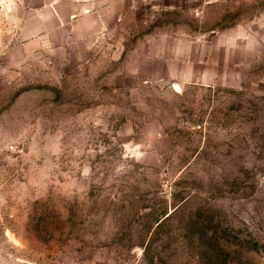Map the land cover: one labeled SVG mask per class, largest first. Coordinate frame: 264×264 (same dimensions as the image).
<instances>
[{"label": "rangeland", "instance_id": "obj_1", "mask_svg": "<svg viewBox=\"0 0 264 264\" xmlns=\"http://www.w3.org/2000/svg\"><path fill=\"white\" fill-rule=\"evenodd\" d=\"M106 7L0 27V264H264V0Z\"/></svg>", "mask_w": 264, "mask_h": 264}, {"label": "crops", "instance_id": "obj_2", "mask_svg": "<svg viewBox=\"0 0 264 264\" xmlns=\"http://www.w3.org/2000/svg\"><path fill=\"white\" fill-rule=\"evenodd\" d=\"M0 0V27L10 20V28L21 35H40L45 39L71 22L93 18L109 0ZM113 3V0H111ZM68 11V12H67ZM18 14V17H17ZM8 22V21H6ZM6 24V23H5ZM8 24V23H7ZM16 28V29H15Z\"/></svg>", "mask_w": 264, "mask_h": 264}]
</instances>
